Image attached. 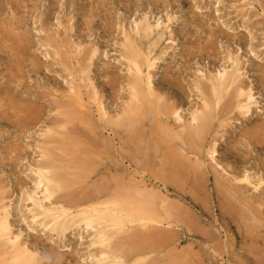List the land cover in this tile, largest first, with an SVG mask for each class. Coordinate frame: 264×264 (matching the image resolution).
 Returning <instances> with one entry per match:
<instances>
[{"label":"rangeland","instance_id":"obj_1","mask_svg":"<svg viewBox=\"0 0 264 264\" xmlns=\"http://www.w3.org/2000/svg\"><path fill=\"white\" fill-rule=\"evenodd\" d=\"M143 20L154 28L150 42L157 41L154 53L159 59L151 70L152 85L178 107L181 117L178 123L171 117L168 120L173 130L189 119L190 110L201 105L195 84L206 82L204 78L210 75L240 68L241 80L256 101L247 118H228L226 126L207 138L204 150L212 144V135L219 139L215 161L204 155L198 162L207 176L202 191L193 187L192 177L179 181H183L184 191L154 180L157 175H168L159 153L164 145L157 147L155 156L131 160L127 151L133 150L125 142L124 132L106 124V116L120 114L128 100L124 36H133ZM0 36V205L9 208L11 233L37 252V264H101L97 260L100 246L92 245L95 229L79 223L55 231L52 222L34 215L32 200L56 207L42 199L44 187L36 185L42 150L52 151L55 170L69 181V187L55 199L73 193V199L80 200L104 191L105 196H113L118 194V184L127 187L135 180L152 187L178 212L188 211L196 233L179 226L164 227L178 236L170 232L173 241L168 245L156 239L145 242L149 259L166 264L175 254L187 251L192 264H256V251L264 247L249 242L238 217L220 206L214 179L233 186V177L247 173L254 182L261 172H256L258 165L264 163V144L252 145L246 133L256 129L260 135L264 125L260 70L264 69V0H0ZM210 43L212 49H208ZM76 85L84 107L65 105L69 88ZM92 89L98 92L107 114L102 119L97 105L88 98ZM63 125L73 136L71 152L59 144ZM217 126L215 121L214 130ZM185 156L193 164V157ZM241 186L246 187L242 192L247 199L258 193L264 199V184L259 192H253L250 185ZM132 232L119 234L114 243L123 246ZM259 234L264 237V228Z\"/></svg>","mask_w":264,"mask_h":264},{"label":"bare ground","instance_id":"obj_2","mask_svg":"<svg viewBox=\"0 0 264 264\" xmlns=\"http://www.w3.org/2000/svg\"><path fill=\"white\" fill-rule=\"evenodd\" d=\"M167 21L169 22L170 18ZM164 27L167 28V25ZM153 33L154 28L149 22L143 20L137 25V31L133 36H124L123 56L127 60L129 76L126 79V84L129 90V97L126 96L128 100L125 102V106L122 108L120 114H115L112 117L107 115L99 94L95 89L89 92L88 98L93 100L97 105L101 119L107 115L106 124L114 129H121L124 132L126 137L125 142L129 146L131 145L133 150L127 151V155L131 160H136L139 157L147 159L150 156H155L158 154L160 145H164L163 151L161 148L159 149V153L161 158L163 157L162 162L166 165L168 175L165 177L157 175V177H154V180H158L164 185L168 183L180 191H184L185 188L182 187L183 181L181 183L179 181L188 179L186 177H192V185L198 191V189L204 188L203 186H205L207 180L206 173L201 170V164L198 162L204 155L210 161H215L213 156L217 152L215 145L219 138L215 134H217L218 128L226 126L227 123L225 122L228 121V118L231 120L247 118L252 113L251 107L256 104V101L253 98L252 90L245 86L241 80L240 68L235 67L229 72L210 75L204 78L206 82L197 81L195 84V88L200 92L201 105L195 109L193 108V111L190 110L189 119L186 122L182 121L179 125L177 124L175 126L177 130H173L169 126L168 120L171 117L173 118L170 119L172 121H177V123L181 121L177 110L178 107L173 102L169 103L158 92L157 88L152 85L153 75L151 74V70L156 66L155 61L159 59V57H156V53H154L157 41H155L156 43L150 42L153 38ZM145 44L147 45L145 46ZM208 49H212L211 43L208 45ZM91 52L87 53L90 55ZM260 70L262 73V83L264 84V69ZM163 78V82H165L167 73L163 75ZM66 99L69 100L65 103L68 107H73V104H76L78 107H84L81 92L77 88V85L69 88ZM56 105H59V103ZM70 112H65L66 116L70 117ZM71 116L74 117V114L72 113ZM59 117H62V115ZM56 121L58 122V120ZM215 121L218 122V126L214 130L213 123ZM62 128L63 131L60 137H58L61 138L59 144L64 147V150L70 151V146L74 143L73 136H70L65 125ZM259 130L262 132L260 135H256V129L255 131L246 132L248 138H250V143L254 146L264 144V125H261ZM48 132L50 133L52 130ZM212 133H215L212 135V144L210 143L211 145L208 149L204 150L205 142ZM102 148L104 149L103 146ZM60 150L62 151V148ZM185 155L193 157V164L190 163V159L185 158ZM41 157L44 161L39 162L40 164L36 167L38 174L36 185L44 187L42 199L50 202V205H56V207L51 206L47 208L41 203L32 200L36 209L34 215H41L48 219L47 222H52L55 231H66L71 226L79 223L85 227L95 229L96 240H94L92 245L100 246L97 260L101 264H161L155 258L149 259V253L143 246L145 242L155 239L165 245H168V242H172L173 240L169 239V234L173 230L170 231L168 230L169 228L164 227H170L171 229L172 226H179L180 228L184 227L187 232L196 233L195 228H193L194 225L191 224L193 221L188 211L178 212L174 206L166 202L164 197L160 196L158 192L152 191V187L149 188L143 181L133 180V183L127 187L118 184L117 193L125 195L112 194L113 196H111L109 194L107 197L103 190L104 192H101L96 197L90 195L91 198L74 200L73 193H66L55 199L54 197L58 195L57 193L60 194V192L69 187V181L66 182L64 174L55 170L56 165L54 166L52 162L54 159L52 151L42 150ZM215 164L219 166L218 162ZM221 170L223 169L221 168ZM259 170L261 172L254 182L251 181L249 174L246 173L242 174L239 178L237 176L233 177L231 179L235 183L233 186H229L230 184L222 181V179H214V183L216 192L221 196L220 206H226L229 214H234L235 218L238 217L236 219H239L244 225V231L250 240L249 242L255 244V246L261 245L264 247V237L259 234L260 228H264V199L260 198L259 193L258 195L252 194L247 199L242 192V188L245 186H241L242 184H247L251 186L253 192H259L261 185L264 184V163L258 165L256 172L259 173ZM9 214V208L0 205V264H37V252L28 249L24 242L20 241L18 235L14 236L11 233V226L8 221ZM229 216L232 218L231 215ZM73 219L75 220L73 221ZM131 229L133 232L128 235V240L124 242L123 246L121 243H114V240L118 239L119 234ZM171 233L173 236H178L177 232ZM256 252L255 263L264 264V248ZM189 255L190 252L187 251L186 253L185 251H181V253L175 254V256L173 253L174 260L172 259V262H167L166 264H181L182 261H189L191 263L192 260L188 258ZM200 264H203V262Z\"/></svg>","mask_w":264,"mask_h":264}]
</instances>
